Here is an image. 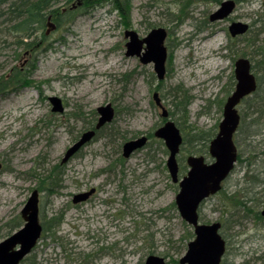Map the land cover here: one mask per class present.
I'll return each mask as SVG.
<instances>
[{"label":"rangeland","instance_id":"374dc122","mask_svg":"<svg viewBox=\"0 0 264 264\" xmlns=\"http://www.w3.org/2000/svg\"><path fill=\"white\" fill-rule=\"evenodd\" d=\"M77 1L59 2L54 10ZM128 1L127 17L112 4L87 12L85 5L79 7L47 37L45 21L28 40L36 42V52L28 56L9 29L5 38L0 35V241L24 225L20 214L35 189L45 230L25 264H144L150 255L173 264L195 238L174 202L178 185L166 168L168 150L154 136L166 118L153 94L182 138L216 133L232 91L235 61L250 59L255 48L264 46L263 0H235L229 19L214 23L208 17L223 0ZM7 7L0 6L3 29ZM232 21L247 23L251 31L231 37ZM157 27L167 32L161 81L152 63L142 65L136 56L125 55L123 33L133 30L144 38ZM28 63L33 70L13 72ZM22 77L26 84L21 86ZM53 96L63 100V114L51 112ZM182 97L190 100L183 114L175 106ZM106 103L115 109L113 122L61 168L58 187L43 182L72 142L95 123V108ZM245 131L235 134L239 160L234 171L198 211L201 223H222L226 250L221 264H264V187L254 195L248 177L251 162L264 180V155L255 154L264 136L247 137ZM141 136L148 142L124 159V143ZM183 147L176 157L180 175L184 166L187 172L186 158L196 155ZM206 151L196 156L212 162ZM90 188L96 189L93 199L73 207V197Z\"/></svg>","mask_w":264,"mask_h":264},{"label":"water","instance_id":"95a60500","mask_svg":"<svg viewBox=\"0 0 264 264\" xmlns=\"http://www.w3.org/2000/svg\"><path fill=\"white\" fill-rule=\"evenodd\" d=\"M264 5V3H263ZM234 0H225L220 3L218 9L209 15L211 22L224 20L231 15L235 9ZM46 34L54 29L52 23H48ZM229 34L237 37L248 31V25L243 22L234 21L228 27ZM167 32L161 27L152 29L144 38L133 30H125L124 37L127 40L125 55L128 57L139 58L142 65L152 63L154 73L158 80H163L166 76L167 53L164 45ZM236 86L233 94L228 97L223 107V118L218 124V132L215 134L208 145L209 156L212 162H207L202 156H188L186 164L188 171L183 177L179 178V167L177 155L183 142L180 130L175 123L167 120L154 136L164 141L168 150L166 162L167 171L170 179L178 185V193L174 199L177 211L182 220L188 223L192 229L195 238L187 243V249L184 255L179 259V264H220L226 250V243L223 240L219 230L220 222L203 224L199 221L198 209L200 205L210 196L216 195L221 189L222 183L234 170L237 161V146L234 144V134L237 131L240 116L236 107L245 96L251 95L256 89L255 77L250 71V61L242 58L235 64ZM154 100L162 108L161 116L168 118L167 111L160 105L156 93L153 94ZM52 105L51 112H64L62 100L57 97L48 99ZM98 121L93 130H87L83 133L75 144L69 147L61 160L65 164L77 151L84 148L86 144L96 136L97 130L113 122L115 109L110 103L96 108ZM148 139L141 136L138 139H131L122 146L123 157H129L144 147ZM1 170V165H0ZM93 192L79 193L73 198V203L84 201ZM38 191L35 189L24 204L21 211V219L24 225L13 234L0 241V264H21V262L32 253L43 232L39 219V198ZM264 216V211L262 212ZM164 257L150 255L144 264H165Z\"/></svg>","mask_w":264,"mask_h":264},{"label":"trees","instance_id":"16d2710c","mask_svg":"<svg viewBox=\"0 0 264 264\" xmlns=\"http://www.w3.org/2000/svg\"><path fill=\"white\" fill-rule=\"evenodd\" d=\"M66 0H0V6L4 4H8V11H7V26L5 29L1 28L0 25V35L5 38L6 35V31L7 29H9V34L10 36H12V38L16 39V45L23 47V49H25L26 52L30 51L31 49H34V45L36 44V42H28V40L30 39L31 35L37 32L38 28H43L45 21H47L49 14H51L55 20V17L57 18V21H59V23L64 22L65 20H69V16L73 14V11H69L67 13H62V12H57V10H54V7H56L58 5L59 2H63ZM220 2V0H219ZM84 5H85V12L90 11L95 9V8H99L101 6H104L106 4H112L113 7L115 9H117L121 15L127 17L129 15V1L128 0H84L83 1ZM6 14V13H5ZM5 31V32H4ZM11 32V33H10ZM5 33V34H3ZM45 39V37H43ZM42 38V40H43ZM4 43H6V41H4ZM264 48V46H263ZM260 48V49H263ZM259 49V48H258ZM25 52V53H26ZM33 52H36L35 50H33ZM34 65L33 63L29 64L24 68V69H19V68H14L13 72H17L16 74H22L20 71H29V70H33ZM21 80L18 81V83H22V84H26L25 77L20 78ZM261 81V85H260V91H261V96L263 98V103H264V81ZM233 84L234 82L232 81V83L230 84V91L233 88ZM21 85V84H20ZM22 86V85H21ZM256 98V97H255ZM255 98L252 97L250 98V100H246L247 103V107L248 109L252 110V112L255 111L256 105L257 103L255 102ZM186 97H182V100L180 101V103L176 104L175 106H180L178 107L177 111L179 113H186L187 111V105L189 104L190 100L186 101ZM175 108V107H174ZM174 108L172 109V113L173 115L175 114L174 112ZM250 110V111H251ZM181 114V115H182ZM76 117H80V115L76 116ZM184 117V116H183ZM92 126L90 128L93 127L94 123L92 122L91 124ZM257 124L255 123H251L250 126H256ZM104 129V128H103ZM102 129V130H103ZM244 132L243 129V125H241L239 127V130L237 132ZM101 132V130L98 132V134ZM215 135V131H206L203 134L202 133H198V132H194L191 134V136H184L183 138V143L185 149L188 150V152H194L196 155H203V153H207L206 148H208V143L213 139ZM200 143V147L198 149H196L194 146V144L196 143ZM192 148H194L192 150ZM60 165H56L54 166L50 172L49 175L47 177H45L42 181H48L47 184H50L52 187H58L59 185V181H60V174L61 172H58V168ZM185 166L183 168H181V175L184 174L185 171ZM59 173V174H58ZM53 191V190H52ZM238 205V204H237ZM240 207H244L245 203L240 204ZM248 209V212L249 213ZM58 219V218H57ZM55 218V221L57 220ZM17 228L18 223L14 224L13 228ZM44 228V227H43ZM13 230V229H12ZM44 230V229H43ZM45 231V230H44ZM26 260H28V258L26 257L25 260H23V262ZM21 262V264H25ZM173 264H178V260H176L175 262H172Z\"/></svg>","mask_w":264,"mask_h":264},{"label":"flooded vegetation","instance_id":"af4514ba","mask_svg":"<svg viewBox=\"0 0 264 264\" xmlns=\"http://www.w3.org/2000/svg\"><path fill=\"white\" fill-rule=\"evenodd\" d=\"M263 3H264V0H263V2H262V5H263ZM82 6V3L81 2H79V3H77L76 2V4H74V3H72V6H70L69 8H64V9H62L61 10V12L62 13H67V12H69V11H74V10H76L77 8H79V7H81ZM264 6V5H263ZM48 23H52L55 27H54V29L52 30V31H54V30H58L59 28H60V24L61 23H59V21H57V18L54 20L53 19V16L51 15V14H49V16H48V19H47V22H46V26L48 25ZM49 26H47V28H48ZM47 30L48 29H46V31H45V37H47L48 35H49V33L51 32H49L48 34H46V32H47ZM251 31V30H250ZM249 31V32H250ZM252 43H255V41L253 40L252 41ZM251 43V44H252ZM33 49H31L30 51H28V52H26L25 53V55L26 56H28V55H30L31 53H33V51H32ZM242 58H244V57H242ZM242 58H239V59H242ZM258 58V59H257ZM245 59H247V60H249L250 61V71H251V73L253 74V76L255 77V81H256V89L254 90V93L253 94H251V95H248V96H245L242 100H240V102H239V104L237 105V107H236V110H237V113L239 114V116H240V120H239V126H238V128H237V131L235 132V134H237V132H238V130H239V127L241 126V125H243V129H244V131H245V129H246V131H245V135L247 136V137H253V138H255L256 136H264V103H263V98H262V96H261V91H260V85L262 84L261 83V81H259V80H262V82L264 81V48L263 49H258V48H255V50L253 51V54H252V56L250 57V59H248V58H245ZM237 61H238V59H237ZM237 61H235V63H234V69H235V64H236V62ZM253 62V63H252ZM253 68L256 70V72H255V70H253ZM234 71V70H233ZM165 74H166V72H165ZM234 82H236L235 81V71H234V80H233ZM231 82V81H230ZM232 83V82H231ZM264 83V82H263ZM235 85H236V83L233 85V88H232V91L231 92H229V95L226 97V99L228 98V97H230L233 93V90L235 89ZM252 97H256L255 98V102L257 103V105H256V108H255V111L254 112H252V111H250L249 109H248V107H247V103H246V100H250V98H252ZM226 99H225V101H226ZM62 103H63V107H64V102H63V100H62ZM111 104V103H110ZM112 105V104H111ZM113 107V106H112ZM64 109H65V107H64ZM114 109V108H113ZM95 110H96V108H95ZM63 114V113H62ZM96 114H97V118H96V120H95V123H94V125H93V127L92 128H90V127H87V128H85V130H83L82 131V133L80 134V136L83 134V133H85V131H87V130H93L94 129V127H95V124L97 123V119H98V113H97V110H96ZM248 117H251V121L250 122H247V118ZM246 122H247V124H246ZM251 123H255V124H257L256 126L257 127H255V126H250V124ZM106 127V126H105ZM105 127H103V128H105ZM103 128H101V129H99V131L100 130H102ZM254 129H256V130H254ZM99 131H97L96 132V136H97V134H98V132ZM80 136H78L75 140H74V142H72V145H70L69 147H71V146H73L74 144H75V142L80 138ZM96 136L92 139V140H94L95 138H96ZM91 140V141H92ZM91 141H90V143H91ZM148 142V141H147ZM234 143H235V137H234ZM89 144V143H88ZM88 144H86L85 145V147L88 145ZM235 145H236V143H235ZM258 145H263V148L262 149H260L259 150V148L257 149V150H255V154L256 155H258L259 157L261 156V155H264V139L263 140H260L259 142H258ZM68 147V148H69ZM84 147V148H85ZM67 148V149H68ZM84 148H81L79 151H77L76 153H75V155H73L65 164H61V161L59 162V170H60V172H61V168L62 167H64L67 163H69L71 160H73L74 158H75V156H77V155H80L81 154V151L84 149ZM66 149V150H67ZM65 150V151H66ZM121 151H122V149H121ZM237 151H238V147H237ZM65 153V152H64ZM122 157H123V151H122ZM237 161L239 160V157H238V152H237ZM124 158V157H123ZM63 159V158H62ZM61 159V160H62ZM125 159V158H124ZM237 161H236V163H237ZM209 163V162H208ZM236 163H235V165H236ZM1 165V164H0ZM235 165H234V167H235ZM248 165H249V167H250V169H249V175H248V177L249 178H251V180H250V182H251V188L253 189V193H254V195H257V193H255V192H259V188H261V187H264V180H260L259 178V176H257V174H258V171H259V166L257 167H255V166H253L252 165V163L251 162H249L248 163ZM253 167H252V166ZM248 167V166H247ZM2 168V167H1ZM235 169V168H234ZM1 171V170H0ZM234 171V170H233ZM232 171V172H233ZM255 171H257V174H255ZM62 173V172H61ZM231 175V174H230ZM260 184H262V185H260ZM91 190H93V192L88 196V198L86 199V200H84V201H78L77 203H73V199H72V204H73V207H76L77 208V206H80V205H82V204H86V203H88L89 201H91L92 199H93V197L95 196L94 194L96 193V189L95 188H90L89 190H87V191H85V192H79V193H87L88 191H91ZM262 192H264V190L262 191ZM79 193H77V194H79ZM39 194V193H38ZM75 197V196H74ZM73 197V198H74ZM39 198V197H38ZM39 202H40V198H39ZM39 208V207H38ZM264 211V208H262V210L260 211V215H261V217L263 218V220H264V216H263V214H262V212ZM57 222H58V219L56 220V221H54L53 222V224H57ZM41 224V223H40ZM41 226H42V229H43V225L41 224ZM13 234V233H12ZM10 236V235H9ZM8 237V236H7Z\"/></svg>","mask_w":264,"mask_h":264}]
</instances>
